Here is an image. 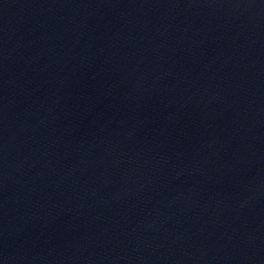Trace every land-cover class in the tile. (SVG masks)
I'll return each instance as SVG.
<instances>
[{"label":"water","instance_id":"obj_1","mask_svg":"<svg viewBox=\"0 0 264 264\" xmlns=\"http://www.w3.org/2000/svg\"><path fill=\"white\" fill-rule=\"evenodd\" d=\"M2 264H264V0H0Z\"/></svg>","mask_w":264,"mask_h":264}]
</instances>
